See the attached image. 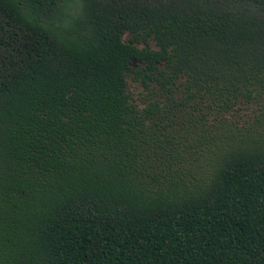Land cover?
<instances>
[{
  "label": "trees",
  "instance_id": "obj_1",
  "mask_svg": "<svg viewBox=\"0 0 264 264\" xmlns=\"http://www.w3.org/2000/svg\"><path fill=\"white\" fill-rule=\"evenodd\" d=\"M0 264H264V0H0Z\"/></svg>",
  "mask_w": 264,
  "mask_h": 264
},
{
  "label": "rangeland",
  "instance_id": "obj_2",
  "mask_svg": "<svg viewBox=\"0 0 264 264\" xmlns=\"http://www.w3.org/2000/svg\"><path fill=\"white\" fill-rule=\"evenodd\" d=\"M126 38L129 37V34H126ZM183 79H180L182 81ZM144 89L139 83L132 82L129 80V91L132 94V97L135 100V103L138 105L139 108H143L146 106L147 98L144 97L146 92L143 91Z\"/></svg>",
  "mask_w": 264,
  "mask_h": 264
}]
</instances>
